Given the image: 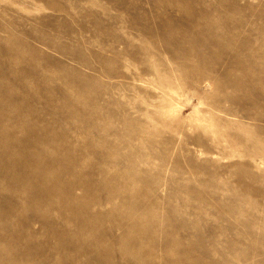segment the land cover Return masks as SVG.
I'll list each match as a JSON object with an SVG mask.
<instances>
[{"label": "rangeland", "instance_id": "rangeland-1", "mask_svg": "<svg viewBox=\"0 0 264 264\" xmlns=\"http://www.w3.org/2000/svg\"><path fill=\"white\" fill-rule=\"evenodd\" d=\"M0 264H264V0H0Z\"/></svg>", "mask_w": 264, "mask_h": 264}]
</instances>
